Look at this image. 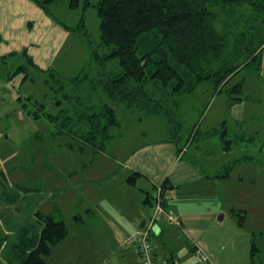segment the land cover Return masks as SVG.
I'll list each match as a JSON object with an SVG mask.
<instances>
[{"label": "rangeland", "instance_id": "1", "mask_svg": "<svg viewBox=\"0 0 264 264\" xmlns=\"http://www.w3.org/2000/svg\"><path fill=\"white\" fill-rule=\"evenodd\" d=\"M98 1L85 6L80 0L72 9L70 0H54L47 4L48 12L34 0H0V239L7 242L0 264L7 259L19 263L12 252L18 231L36 223L38 211L63 218L69 229L53 247L50 264H123L122 253L127 263L134 261L137 249L127 239L135 232L121 228L123 215L114 205L134 173L127 164L134 155L153 167L154 158L142 154L156 152L160 168L178 147L187 150L184 159L221 178L208 189L194 185L187 191L186 219L204 228L206 246L196 245L213 261L216 257V264H264V47L259 66L242 68L222 92L205 81L179 98V110L149 115L104 93L102 73H117L121 67L117 57L99 59L109 48L101 42ZM252 12L250 3L239 7L237 23L229 26L234 35L253 22L264 30V17L253 19ZM217 26L222 28L219 22ZM20 65L27 69L15 73ZM83 72L89 74L86 79ZM237 84L241 92L231 93ZM151 92L154 98L165 97L157 88ZM238 97L242 99L231 104ZM104 103L116 109L121 125L112 128L102 151L88 142L86 132L87 117ZM162 103L170 105L165 99ZM172 137L177 142H168ZM135 181L147 187L141 174ZM76 216L83 218L82 225ZM170 236L168 248H175ZM188 240L183 236L184 245ZM152 242L160 245L155 235Z\"/></svg>", "mask_w": 264, "mask_h": 264}, {"label": "trees", "instance_id": "2", "mask_svg": "<svg viewBox=\"0 0 264 264\" xmlns=\"http://www.w3.org/2000/svg\"><path fill=\"white\" fill-rule=\"evenodd\" d=\"M34 1L49 12L47 4L54 0ZM90 3L85 0V6ZM245 3L252 4L253 19L259 20L258 15L264 17V0H99L95 7L100 18L101 42L109 48L99 59L102 62L117 57L121 67L117 73H102L104 93L129 109L137 107L149 115L167 116L171 107L179 110V98L183 94L195 91L205 81H211L217 93L222 92L223 85L242 68L258 67L260 63L264 30L253 22L256 20L252 19L253 24L246 31L235 35L229 27L237 23L236 13ZM79 5L80 0H70V8L76 9ZM223 13L227 14L224 21L220 19ZM231 16L234 19L230 20ZM218 22L222 24L221 29ZM230 35L235 37L233 43H230ZM29 61L34 65L31 58ZM24 69L27 67L20 65L15 73ZM88 76L84 73L83 78ZM154 88L159 94L164 91L165 97L154 98L151 92ZM233 92H241L240 84L232 88ZM164 99L169 101V107L163 105ZM241 99L231 98V104ZM35 115L40 114L35 112ZM87 119L88 142L104 151L112 128L120 125L116 109L104 103L99 112ZM195 134L192 133L191 140L195 139ZM183 150L178 147L179 153ZM136 175L140 173H132L128 183L135 185ZM161 186L167 192L168 180ZM144 202L152 206V194L146 192ZM36 217V223L18 231L19 241L12 249L19 259L18 264H50L48 258L52 256L53 247L69 233L63 218L39 211ZM76 219L83 224L81 216ZM196 248L197 245L194 251ZM255 251L254 248L253 260ZM211 262L216 264L212 259Z\"/></svg>", "mask_w": 264, "mask_h": 264}, {"label": "crops", "instance_id": "3", "mask_svg": "<svg viewBox=\"0 0 264 264\" xmlns=\"http://www.w3.org/2000/svg\"><path fill=\"white\" fill-rule=\"evenodd\" d=\"M171 141L175 143L174 137H172V139L170 138V141L168 142ZM185 152H187V150L183 153H179L177 151V155H175V157L173 158L172 154L170 155L169 151V158H165L167 164L160 168H158L159 166H156V163L160 160L161 165L162 159H155L158 156L156 152H152L154 154H149L150 152H143L142 154L143 156L148 155V159L154 158L152 162L153 167L149 166V162H147V160L140 162L132 158L134 155L131 156V166L127 164L128 172H139L141 176H144L148 181L145 184L147 187L144 188L143 186H137L136 184L131 185L130 183H128V185L124 187L122 189L123 191H121L120 193L124 196H120L119 199L121 200V202H115L114 204L121 210V215H123L121 228L127 234L131 235L134 232L136 233L138 229L141 228L140 223L143 220L148 221L150 219L147 218L150 216L149 214L152 210V206L144 202V193L149 192L150 194H152L154 187L157 186V184L162 185L166 180H168L169 188L167 189V192L170 195L169 204L181 219L182 226L175 227L163 218L159 220V228L155 231L156 240L160 244H157L156 247V254L158 256L159 264H199L200 261L197 259L194 253V247L196 245V242H201L203 246H206L205 237L203 236L204 228L201 227V225L197 224V221L190 222L188 221V217L186 219V195L189 188L193 187L194 185H200L202 187H205V189H208L209 183L212 182L214 184L216 179L218 180L221 178L216 174L206 173L205 169L200 168L194 160L189 158L184 159L183 157L185 156ZM142 162H144L146 165ZM144 190L145 192L143 193ZM173 195H178L177 201L173 200ZM225 217L226 215L223 214L222 220ZM178 232H181L182 234H177ZM170 234L173 235V241L176 243L175 248H168V242L166 240L172 238ZM183 236L189 238V240L187 241L188 246L183 244ZM161 243L162 245H165L164 249L161 248ZM191 246L192 248H190ZM6 248V239H0V250H4ZM133 251L134 261L128 263V257H126V255L122 253L121 259L124 260L123 264H133L132 262H136V260H138V263L140 264L138 253L135 251V249H133ZM213 259L216 262L218 261L216 257H214ZM10 260L11 259H7L3 263L14 264Z\"/></svg>", "mask_w": 264, "mask_h": 264}, {"label": "built area", "instance_id": "4", "mask_svg": "<svg viewBox=\"0 0 264 264\" xmlns=\"http://www.w3.org/2000/svg\"><path fill=\"white\" fill-rule=\"evenodd\" d=\"M153 198V212L152 216L146 221L142 230H138L130 238L127 239V244L135 245L139 255L140 264H159L156 255V247L152 242V236L156 234V229L159 228V220L165 219L172 225L181 227L182 221L176 214L174 209L169 205L170 196L163 189L162 186L158 187L152 193ZM202 246H197L196 254L197 259L201 264H214L208 255L204 254L201 250Z\"/></svg>", "mask_w": 264, "mask_h": 264}, {"label": "water", "instance_id": "5", "mask_svg": "<svg viewBox=\"0 0 264 264\" xmlns=\"http://www.w3.org/2000/svg\"><path fill=\"white\" fill-rule=\"evenodd\" d=\"M146 221H147V220H143V221L140 223V227H141V228H143V227L145 226Z\"/></svg>", "mask_w": 264, "mask_h": 264}]
</instances>
